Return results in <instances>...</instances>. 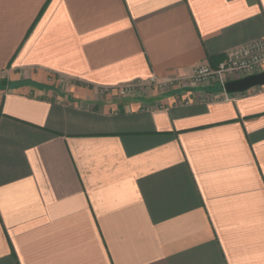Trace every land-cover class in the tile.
Here are the masks:
<instances>
[{
	"label": "crops",
	"instance_id": "obj_1",
	"mask_svg": "<svg viewBox=\"0 0 264 264\" xmlns=\"http://www.w3.org/2000/svg\"><path fill=\"white\" fill-rule=\"evenodd\" d=\"M261 40L264 0H0V264H264V91L191 82Z\"/></svg>",
	"mask_w": 264,
	"mask_h": 264
},
{
	"label": "built area",
	"instance_id": "obj_2",
	"mask_svg": "<svg viewBox=\"0 0 264 264\" xmlns=\"http://www.w3.org/2000/svg\"><path fill=\"white\" fill-rule=\"evenodd\" d=\"M191 79L192 84H215L224 89L225 84L230 81L242 79L248 76L260 74L264 72V40L252 42L237 47L227 52L226 57L217 64L209 63L198 66ZM172 83V82H171ZM167 83L158 84L160 88ZM184 84L179 82L178 85ZM156 83L138 82L127 86L111 88L107 91H115L121 96L133 94L139 90H149ZM264 91V87H255L247 93H260Z\"/></svg>",
	"mask_w": 264,
	"mask_h": 264
},
{
	"label": "water",
	"instance_id": "obj_3",
	"mask_svg": "<svg viewBox=\"0 0 264 264\" xmlns=\"http://www.w3.org/2000/svg\"><path fill=\"white\" fill-rule=\"evenodd\" d=\"M255 87H264V72L227 82L224 89L227 95H235L244 94Z\"/></svg>",
	"mask_w": 264,
	"mask_h": 264
}]
</instances>
